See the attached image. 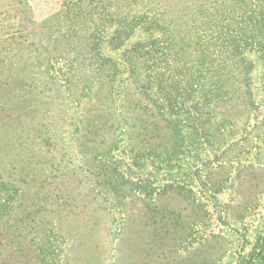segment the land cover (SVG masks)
I'll use <instances>...</instances> for the list:
<instances>
[{"label":"rangeland","instance_id":"rangeland-1","mask_svg":"<svg viewBox=\"0 0 264 264\" xmlns=\"http://www.w3.org/2000/svg\"><path fill=\"white\" fill-rule=\"evenodd\" d=\"M91 1L0 0V264H264V39L244 111L167 80L163 0Z\"/></svg>","mask_w":264,"mask_h":264},{"label":"trees","instance_id":"trees-1","mask_svg":"<svg viewBox=\"0 0 264 264\" xmlns=\"http://www.w3.org/2000/svg\"><path fill=\"white\" fill-rule=\"evenodd\" d=\"M77 1L62 0V4L68 14L80 17L83 7ZM85 1L88 4L92 2ZM156 5L165 9V12L162 11L164 16L143 12L134 15L132 20L145 16L144 19L152 17L156 21H163L158 23L163 29L160 60L165 64L167 80L182 81L214 73H224L234 78L237 73L235 81L230 80L233 83V97L238 99L235 106L244 111L253 109L254 102L248 84L250 64L245 61L234 62L236 57L233 55L240 56V50L251 51L252 43H257V37L261 38L258 42L264 39V0H163ZM153 10L149 8V11ZM247 31L253 32L250 40H245L249 36ZM227 35L232 37L228 38ZM229 40L239 43L230 49L226 47ZM151 58L148 56L142 67H148L146 61ZM145 72L147 74V70ZM144 79L145 76L141 77V81Z\"/></svg>","mask_w":264,"mask_h":264}]
</instances>
